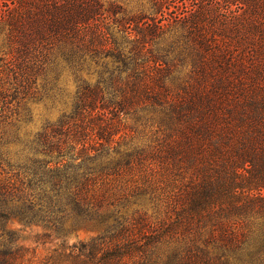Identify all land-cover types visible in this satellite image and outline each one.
I'll list each match as a JSON object with an SVG mask.
<instances>
[{
	"label": "trees",
	"instance_id": "16d2710c",
	"mask_svg": "<svg viewBox=\"0 0 264 264\" xmlns=\"http://www.w3.org/2000/svg\"><path fill=\"white\" fill-rule=\"evenodd\" d=\"M149 3L0 0V264L12 219L100 232L59 264H264V0ZM52 65L73 109L22 137Z\"/></svg>",
	"mask_w": 264,
	"mask_h": 264
},
{
	"label": "rangeland",
	"instance_id": "374dc122",
	"mask_svg": "<svg viewBox=\"0 0 264 264\" xmlns=\"http://www.w3.org/2000/svg\"><path fill=\"white\" fill-rule=\"evenodd\" d=\"M115 1L122 4L130 12L147 11L150 6V0ZM3 9H6L5 4ZM1 36L0 46L3 43ZM48 73L53 79L49 92L38 98L25 100L20 104L22 115L27 116L26 121L22 119L20 123L22 137L26 136L27 138L35 135L43 130L48 123L58 122L64 114L70 113L73 109L74 98L78 89V74H75L67 66L59 68V65H52ZM82 77L92 81L96 79V76L90 77L87 72L83 73ZM128 122L130 123L131 120L129 119ZM4 152L13 164L23 161L21 145L9 144L8 147L4 148ZM8 227L17 232L19 237L17 244L28 250L26 255V259H29L28 264H59V247L62 244L71 246L81 241L88 242L100 234L96 229L86 228L59 235L54 232L51 233V230L41 224H23L18 219H12ZM45 233L49 235H45Z\"/></svg>",
	"mask_w": 264,
	"mask_h": 264
}]
</instances>
